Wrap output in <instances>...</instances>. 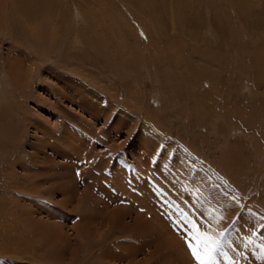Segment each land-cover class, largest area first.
Masks as SVG:
<instances>
[{"label":"rangeland","instance_id":"obj_1","mask_svg":"<svg viewBox=\"0 0 264 264\" xmlns=\"http://www.w3.org/2000/svg\"><path fill=\"white\" fill-rule=\"evenodd\" d=\"M6 73L0 264H264V0H0Z\"/></svg>","mask_w":264,"mask_h":264},{"label":"snow or ice","instance_id":"obj_2","mask_svg":"<svg viewBox=\"0 0 264 264\" xmlns=\"http://www.w3.org/2000/svg\"><path fill=\"white\" fill-rule=\"evenodd\" d=\"M185 227H188L186 225ZM195 229V224L191 225L190 231ZM197 247H193L192 243L188 244L189 250L193 258L197 261V264H213V253L218 250L222 244L224 238L226 237V232L220 233V239H213L211 237H204L203 239V255L200 253V240L199 237L203 236L202 233H198Z\"/></svg>","mask_w":264,"mask_h":264},{"label":"bare ground","instance_id":"obj_3","mask_svg":"<svg viewBox=\"0 0 264 264\" xmlns=\"http://www.w3.org/2000/svg\"><path fill=\"white\" fill-rule=\"evenodd\" d=\"M80 38V37H79ZM79 40V39H78ZM17 57V56H16ZM21 57V56H20ZM10 66V65H9ZM8 68V67H7ZM10 69V68H9ZM6 71V70H4ZM3 82H2V87H0V105H8V93H7V88L11 85V83L9 82V73L4 74V78H3ZM20 88V87H19ZM21 95H25L24 91L20 92ZM5 131V130H4ZM7 131V130H6Z\"/></svg>","mask_w":264,"mask_h":264}]
</instances>
